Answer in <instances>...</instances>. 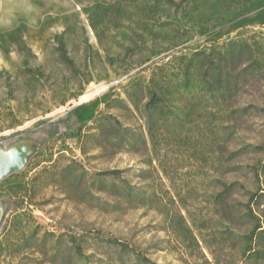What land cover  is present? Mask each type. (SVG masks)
Here are the masks:
<instances>
[{
	"label": "rangeland",
	"instance_id": "rangeland-1",
	"mask_svg": "<svg viewBox=\"0 0 264 264\" xmlns=\"http://www.w3.org/2000/svg\"><path fill=\"white\" fill-rule=\"evenodd\" d=\"M254 38L264 0H0V147L34 151L0 182V264H264V116L232 120L264 95L182 86Z\"/></svg>",
	"mask_w": 264,
	"mask_h": 264
},
{
	"label": "trees",
	"instance_id": "trees-1",
	"mask_svg": "<svg viewBox=\"0 0 264 264\" xmlns=\"http://www.w3.org/2000/svg\"><path fill=\"white\" fill-rule=\"evenodd\" d=\"M191 70H196V78L190 77ZM196 80L200 81L199 86L209 95L223 93L231 103L238 95L252 94V97L257 93L264 95L262 92L264 91V39L232 40L221 47H213L195 53L192 57L187 58V72L183 77L182 86L191 89L196 86ZM152 100L154 109L161 105L162 99L156 94ZM250 109L254 110L251 112ZM250 112L255 117H263L264 107L238 109L232 114V120H237L240 115H249ZM251 148L262 152V149ZM115 174L105 173V175ZM248 206L249 211H247L245 219L249 223L251 231L248 235L249 242L246 251L264 261V193L252 196ZM224 207L229 208L230 212L234 211V207H228V205H224ZM254 208L260 209L262 215L257 216ZM119 246L122 251H126L125 245ZM78 254L83 257L82 251H79ZM130 262L122 264H132ZM135 262L146 264L147 261L139 255Z\"/></svg>",
	"mask_w": 264,
	"mask_h": 264
},
{
	"label": "bare ground",
	"instance_id": "bare-ground-1",
	"mask_svg": "<svg viewBox=\"0 0 264 264\" xmlns=\"http://www.w3.org/2000/svg\"><path fill=\"white\" fill-rule=\"evenodd\" d=\"M32 148L28 142H19L6 149L0 147V180L12 171L21 170L28 156L31 155ZM1 215L2 207L0 205V220Z\"/></svg>",
	"mask_w": 264,
	"mask_h": 264
},
{
	"label": "water",
	"instance_id": "water-1",
	"mask_svg": "<svg viewBox=\"0 0 264 264\" xmlns=\"http://www.w3.org/2000/svg\"><path fill=\"white\" fill-rule=\"evenodd\" d=\"M33 153H34V151H33ZM33 153H32V155H33ZM30 157H31V155L28 156V158H27V160H26V162H25L24 167L27 165V162H28V160H29ZM24 167H23V168H24ZM23 168H21V170H22ZM21 170H19V171H21ZM15 172H18V171H12V172H10L9 174H12V173H15ZM9 174H7L6 176H8ZM6 176H4L2 179H4ZM2 179H1V180H2ZM1 180H0V181H1Z\"/></svg>",
	"mask_w": 264,
	"mask_h": 264
}]
</instances>
